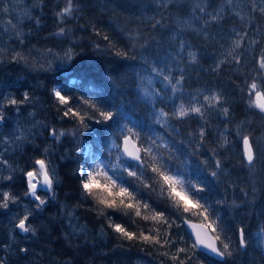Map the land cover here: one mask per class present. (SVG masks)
Wrapping results in <instances>:
<instances>
[{"label": "trees", "instance_id": "16d2710c", "mask_svg": "<svg viewBox=\"0 0 264 264\" xmlns=\"http://www.w3.org/2000/svg\"><path fill=\"white\" fill-rule=\"evenodd\" d=\"M117 1L109 2L103 9H99L89 0H73L80 9L78 21L73 16H65L61 19L58 17L57 13L66 6L67 0H35L37 7L45 3L42 6L45 12L44 21L37 27L32 23L28 27V32L32 31V38L39 37V40L54 38L77 48V54L73 59L72 73L68 76L55 74L47 79L49 110L45 113L44 118L49 127L58 133H64L57 144L59 172L63 177V185L59 188L60 196L75 205L84 218L90 223L93 222L91 224L94 227L105 228L108 233L107 244H103L100 248L85 247L84 251L79 242L71 237L67 240L69 246H65L60 238L61 233L55 230L52 236L53 238L59 236V240L50 243L54 247L52 254L58 259H70L72 264H96L98 261L109 260L122 252L148 257L157 264H179V260H184L185 264H264V234L260 232V229L264 228L263 225L261 226V222L264 220V200L260 207L256 206L253 209L247 219L230 214L225 209V198L218 196L224 193V189L211 179L209 174H205V168H207L205 164L201 167L200 163L206 158L212 162L209 154L207 151L205 154L196 152V147L200 150H208V147L214 149L213 135H217L216 133H218L217 136L221 135V138L226 137L227 142H233L235 136L233 128L236 126H233L232 121L237 120L233 118L239 115L237 105L241 108L243 104L241 101L235 104V99L231 100L230 97L243 98L238 92L241 89L247 90L248 83L242 84L241 79L234 74L236 78L232 91L221 84L215 88H208L206 95L219 94L222 103L217 108L206 110L204 119L207 117V122H211L214 117L215 120L220 118L222 115L220 108L227 107L228 115L233 120L219 126L220 131H217V127L214 126L207 128V131L205 129V135L201 139L198 127L202 119L199 116L193 114L183 119L171 116L179 105L184 104L187 107L190 103L195 102L193 97H196L199 103H204L203 97L195 93L197 86L190 85L180 73L173 75L167 64L168 57L153 55L151 50L149 53L144 42L146 39L149 43L147 34L153 31H160L168 39L174 36L180 37V34L174 33L172 22L187 12V10H181V8H185V5L163 6L153 21L146 19L141 21L138 18L132 19V14L129 16L127 9ZM221 1L213 0V6ZM142 2L144 3L145 0ZM202 14V17L208 16L206 11ZM61 28L64 29L63 33L60 32ZM248 30L250 33L251 30ZM51 34H55V37H51ZM132 35H134L133 39H131ZM257 37L262 38V36ZM206 44L204 43V45ZM139 45L142 47L140 48ZM120 53H124V55ZM153 69L157 71H153ZM223 72L224 69L220 66L213 75L218 77ZM23 74H27V70L18 64H0V80H10ZM165 75L171 78L173 84L180 76L184 78L178 86L179 91H171L169 97L165 93L168 88L172 90V87L164 79ZM54 86H57L61 94L68 98V105L59 103L53 92ZM169 101H172L174 106H171ZM91 105L96 107L93 108ZM67 107L79 112L83 121L81 122L78 117L72 115L65 116L64 112ZM100 111L112 112L113 118L104 121L100 116ZM161 111L168 113L167 118L160 116ZM164 123L175 124L180 136L167 133L163 127ZM129 129L131 132L128 131ZM126 134H130L143 149L151 147L156 152L159 147L166 145V147L178 151L177 155L174 154L177 158L176 161L171 162L165 157L163 161L171 170L181 174L186 182L190 181L205 189L200 193V197H203L200 203L210 206L209 214L211 219L216 220L219 225L218 233L221 240L231 241L235 248L231 253L234 252V255L228 256L225 262H218L217 259L193 247L192 237L184 231L178 219L187 216L201 221V218L191 213H184L182 209H178L174 205L166 192H162L159 178L148 166L153 162H147L144 152V166L142 167L124 160L125 164L137 173L136 177L129 176V172L120 166L115 168V172L111 173L110 177L115 178L113 180L116 184L132 192L141 204L149 205L153 201L157 206V209L150 208V210L141 208L142 214L151 216V210L162 212L168 223H157L151 219L144 220L135 216L133 210L103 208L97 204L93 197L84 193L81 187L80 163L86 162L91 167L89 160H98L103 164L105 170L106 168L112 170L113 149L110 146L113 141L118 142ZM188 137H190L189 139L194 138V142H185ZM87 145L92 151L90 159L82 158ZM187 147L190 156L186 154ZM239 158V161L243 162L241 154ZM222 159H226L224 153ZM196 160H200L198 164L194 162ZM155 180L160 182L159 187ZM101 183L103 184V180ZM152 187L159 191L158 195L146 194L145 191ZM164 209H168L169 212H164ZM110 222L120 224L137 235L140 232L145 235H157L158 230L161 243L152 244L145 243L140 239L123 238L109 227ZM239 228L254 230L253 239L250 236L251 230H245L246 249H242L239 245ZM165 239L170 241L166 245L163 243ZM179 248L186 249V252L179 253V260L173 261L171 257L177 254Z\"/></svg>", "mask_w": 264, "mask_h": 264}, {"label": "rangeland", "instance_id": "374dc122", "mask_svg": "<svg viewBox=\"0 0 264 264\" xmlns=\"http://www.w3.org/2000/svg\"><path fill=\"white\" fill-rule=\"evenodd\" d=\"M95 1L96 3H105V0ZM181 4L185 5V8H181V10H187V12L172 22L174 33L183 35L182 37L190 40L193 37L192 40H194L195 45L192 42H184V45L188 46L186 53H177L171 59L167 58V64L171 72H178L179 62L187 61L191 50L202 47L204 43L214 46L218 44L221 52L226 55V63L228 64L227 61H229L234 65H238L234 68V71H236L234 74L238 78L246 77L247 83L255 79L261 85V90L264 91V73L259 72L257 63L259 58L264 55V14L259 10L264 7V3L261 0H255L256 10L253 11L252 0H232L231 4H228L227 0H222L216 6H213V0H145L144 3L142 0H136L129 9H131L134 19L144 17L147 21H153L156 15L159 14L158 11L161 7H178ZM198 4L205 8L207 17H202L203 14L197 8ZM135 5H138V7ZM42 6H44V3L38 7L40 14L37 24H40L39 20L44 17ZM78 10V5L73 2V12L70 16H74ZM154 12L155 15H153ZM217 12H220L222 18L227 17L224 26L210 19L211 15H215ZM34 17V7L30 0H0V64L14 63L27 70V75L14 77L10 80H0V104L3 105L4 115V121L0 123V177L12 176L11 180L0 179V192L6 191L19 198L16 204L9 203L8 209H0V261L3 264H72L70 259H58L52 254L54 247L50 243L59 240V236L56 238L52 236L55 230L62 234H60V238L65 246H69L67 240L71 237L79 242L84 251L85 247L91 249L96 246V248H100L103 244H107L108 233L105 228L94 227L91 224L93 222L90 223L84 218L75 205L60 196L57 144L62 136L59 139L55 138L51 134L54 129L48 126L44 118L45 113L49 110L46 83L47 79L55 72L70 73L69 68L74 51L69 43L62 40L32 38V31L28 32V24ZM248 29L251 30L250 33ZM245 33L247 35H244ZM257 36H262V38L259 40ZM51 37H55V34H51ZM241 37L243 39L240 47L234 48L233 42ZM133 38L134 35H132ZM69 50L71 51V59L66 56ZM230 51L232 52L231 56L228 55ZM17 53L23 58L13 59ZM233 56L238 57V60L233 59ZM219 67V64L214 66L215 73ZM167 90L165 95L168 94L169 97L172 90L169 88ZM25 93L28 94L29 99L23 104L16 106L6 104L8 98L22 100ZM238 93L243 98L239 96L230 98L231 100L235 99V104L240 101L243 104L241 108L237 105L239 115L233 118H241V120L230 119L229 115L224 116L223 119L222 114L216 120L214 117L211 122H207V117L203 118L198 127L199 130L203 128L207 131V128L214 126L217 127V131H220L219 126L233 120V126H236L233 128L235 129L233 131L235 134L233 142L230 141L231 143L227 142V144H220L219 148L216 147L219 142H222L221 135L217 136L218 133H216L217 135H213L215 148L208 147V150H201L200 153L205 154L207 151L209 154L212 162L207 158L202 160V162L208 163V165L204 163L207 167L205 168V174H209L211 179L219 183L224 189V193L234 192L233 185L235 183L246 182L247 188L251 189L254 196L244 197L241 204H247L246 207L250 216L253 209L256 206L260 207L262 202L255 195L264 194V113L249 106L248 89H241ZM163 127L167 133H178V128L173 123H164ZM243 136L249 137L256 155L254 168L251 170L244 159L242 151ZM189 138L185 142H194V138ZM120 146V140L118 142L113 141L110 146L113 149L112 157L110 156L113 171L107 168L105 170L103 164L98 160H89L91 167L86 162H83L81 166L89 171L106 172L108 176L115 172V168L118 166L131 172V168L124 162L125 156L120 152ZM85 150L90 151V146L87 145ZM141 150L143 153V148ZM199 150L196 147V152H199ZM152 152L158 161L166 166L168 172L185 180L181 174L171 170L163 161L164 157L171 162L176 161L175 155L178 152L176 149L159 147L158 151L155 152L152 149ZM223 153L226 155V159H222ZM186 154L189 155L188 147L186 148ZM240 154L243 156V162L239 161ZM37 159L46 161L50 174L54 177L51 191L45 189L37 193L42 198H46L47 201L40 209L35 207L38 202L34 201L32 197L24 195L27 191L25 173L30 169H38L39 166L34 163ZM145 159L147 162H153L149 156H146ZM4 161H7V163L5 164ZM217 161H220L219 168L216 166ZM196 168L198 169V165ZM213 171L217 173L215 177L211 175ZM111 178L115 179L114 177ZM234 196L238 198V195ZM234 196L231 195L233 201ZM225 200V209L233 215L231 209L233 201L232 203L227 202L226 197ZM26 212L32 213L28 223L35 229V235L20 233L19 229L15 228L18 219ZM263 224L264 220H262L261 226ZM21 249H27V251H21ZM96 264L157 263L145 256L120 253L111 260H101Z\"/></svg>", "mask_w": 264, "mask_h": 264}, {"label": "snow or ice", "instance_id": "6c2138e0", "mask_svg": "<svg viewBox=\"0 0 264 264\" xmlns=\"http://www.w3.org/2000/svg\"><path fill=\"white\" fill-rule=\"evenodd\" d=\"M228 4L232 3V0H227ZM264 3V0H261ZM253 3V11H255V0H252ZM198 10L201 13L205 12V8L201 7L199 4L197 5ZM6 10V9H5ZM260 12L264 14V7H261ZM73 12V0H67L66 6L61 9L57 15L59 17L70 16ZM238 15V13H237ZM221 18L220 12H217L215 15H211L210 19L212 21H218ZM207 22V21H206ZM60 32L63 33L64 29L61 28ZM239 35V34H238ZM244 35H247L246 33ZM240 39L234 41V48H239L241 45ZM255 43V41H253ZM180 47L183 49L184 42H180ZM124 55V53H120ZM189 57L192 62H196L197 57L195 53L189 52ZM228 55H232L230 51ZM66 56L71 59V51L69 50L66 53ZM20 57V54L17 53L13 59ZM233 59L238 60V57L233 56ZM259 66V72L264 73V55H262L259 60L257 61ZM153 71H157L153 69ZM164 79L171 85L172 91L177 92L179 91L178 86L183 81V76H180L176 79L175 83H172L171 78L168 75L164 76ZM55 97L58 99L61 105H68L69 100L67 97L61 94L60 91L53 89ZM248 95L249 99V106L259 109L261 113H264V91L261 90V85H259L255 79L252 82L248 83ZM29 99L28 94H24V98L22 100H17L14 98H8L6 100L7 105L16 106L19 104H23L25 101ZM193 101L189 104V106L185 107L184 104L179 105L176 110L172 113V116L177 119H183L190 115L199 116L201 119L204 118L206 110L217 108L222 103V98L219 94L213 93L212 95H204L203 101L204 103H199L196 97H193ZM87 103V102H86ZM91 107L95 108V105H91ZM18 110V109H17ZM220 111L224 116H228L229 109L227 107H221ZM65 116L72 115L78 117L81 122L83 121V117L80 116L79 112L73 111L71 107H67V110L64 112ZM100 116L103 118L104 121L111 120L113 118V113L110 111H100ZM160 116L163 118H167L168 113L163 111L160 112ZM4 115H3V105L0 104V123H3ZM131 132V129L128 130ZM55 138L59 139L60 136L64 135L63 132L57 133L55 130H52L51 133ZM201 139H203L205 132L204 129L201 128L199 133ZM19 138V137H17ZM243 145H244V158L247 162V165L250 167V170L254 168V161L256 160V155L254 152L253 144L250 142L248 136H243ZM130 142V137L126 136L124 139L125 145ZM222 143H227V138L222 137ZM166 147V145H164ZM47 151V150H45ZM125 153L130 156L133 160L141 161V156L139 155L141 149L136 148L135 151H129L127 147L124 149ZM143 152L146 156L151 157L153 161L152 164L148 165L151 167L153 173L157 175L159 181L161 182V189L162 192H166L168 198L174 203V205L178 209H182L184 213H191L192 215H196L201 218L200 225H191L193 229L199 228V231H196V241L193 244L195 248L197 245L202 246L205 249L210 250L212 253H215L216 256L224 258L226 256H231L230 245L227 242L221 240V237L218 233L219 225L216 220H212L209 214V205L200 203V200L203 197H200V193L204 192V188L200 187L199 185L193 184L190 181H185L181 179L178 175L172 174L167 171L166 166L161 164L157 157L153 154L151 147L144 148ZM6 164L7 161H4ZM35 165H38V169L34 168L31 171H27L25 173L27 177V191L24 193L25 196H30L33 198L36 203L35 207L40 209L43 205L46 204V198H42L40 195L37 194V186L41 184L44 186L48 191L52 190V186L54 183V177L50 174L49 166L44 159H37L35 160ZM217 168L220 167V161L216 162ZM129 176L136 177L137 173L135 171H131L128 173ZM80 175L81 179V187L88 196L93 197L97 204L103 206V208L108 209H117V208H124L128 210H133L135 216L141 217L144 220L151 219L157 223H168L167 218L164 216L162 212H155L152 211V215H144L142 214L141 208L145 210H150V206L147 203L141 204L139 201L136 200V197L132 192H130L127 188L116 184V182L107 175L106 172L103 171H89L81 166ZM213 177L217 175L215 171L211 173ZM0 179H7L11 180L12 176L9 175L7 177H0ZM103 180V184L101 183ZM18 197L10 194L9 192H0V209H8L9 203L16 204L18 202ZM198 209V211H197ZM32 215L31 212H26L21 218L18 219V222L15 224V228H18L22 233H32L35 235V229L28 223L30 216ZM171 226V225H169ZM109 227H111L116 233H119L123 238L128 240H135L140 239L145 243H152V244H160L161 240L159 238V233L157 230V235H145L143 232H140L139 235L134 232L128 231L125 227L120 224L109 223ZM260 232L264 234V228L260 229ZM214 234V235H210ZM239 233V245L241 248L247 246V238L245 236V229L240 228L238 229ZM170 241L165 239L163 243L166 245ZM219 243V247H218ZM21 251H27V249H21ZM186 252V249L179 248L177 249V254L172 255L171 259L173 261L179 260V253ZM167 255V253H164ZM0 264H3L0 261ZM179 264H185L184 260H179Z\"/></svg>", "mask_w": 264, "mask_h": 264}, {"label": "bare ground", "instance_id": "6f19581e", "mask_svg": "<svg viewBox=\"0 0 264 264\" xmlns=\"http://www.w3.org/2000/svg\"><path fill=\"white\" fill-rule=\"evenodd\" d=\"M89 1H90L91 4L97 5L99 7V9H103V7L107 3H109V2L112 3L115 0H105V3H96L95 0H89ZM134 1H136V0H120V1L118 0L117 2H119L120 5L124 6L127 9V11H128L129 16H131L132 12H131V9H129V7L132 5V3H134ZM30 3L33 4L34 12H35V17L33 18V20L30 23H32L34 26L37 27L40 24H42V22L44 21L43 18L45 17V12L43 11L44 12V17H42L39 20L40 24H37L36 22L38 21V16L40 14L39 13L40 9L38 8L39 6L37 7V4H36L35 0H30ZM44 5H45V3H44ZM135 6L138 7V5H135ZM79 10L73 16L78 21H79V16H80ZM131 18L134 19V16L132 15ZM231 18L233 19V17H231ZM140 20L141 21L145 20V18L141 17ZM226 22H227V17H224V18L221 17L217 21V23L221 24L222 26H224ZM150 34H152V35H150ZM150 34H147V35H149V43H147V40L143 38L144 42L146 43V45L148 47L147 51L150 53L149 50H151V53H153V55L154 54L155 55H166V57H168L170 59H171L172 56L176 55L177 53L184 54V52L186 53L188 51V49H187L188 46L186 44L184 45L183 49H181V47H180V42L181 41L189 42V43L192 42L194 44V40H192L193 37L191 38V40L189 38L179 37V36L170 37L168 39V38L164 37L160 33V31H153ZM131 39H128V40H131ZM258 39L260 40L261 37H258ZM145 43H144V45H145ZM71 47H72V49L74 51V55L76 56L77 48H75L73 45ZM139 47L141 48L142 45H139ZM191 49H192V47H191ZM191 52L196 54V57H197L196 62H192L190 60V57H189V59L187 61H180L179 64H178V70H177L178 72L177 73H172L173 75H177L178 73H180V74H182L184 76V78L186 79V81L190 85L197 86L195 88V90H196L195 93L198 96H200V97H203L204 95L207 94V92L209 90L208 89L209 87H214L215 88L217 86H220V84L222 86L226 87L229 91H232L234 89V83H235V78H236L235 77L236 74L234 75V73H236V71H234V68H235V66H238V65L237 64L234 65V64H232L229 61H227L228 64L226 63V61H225V60H227L226 59V55L221 52L220 48L218 47V44H215V46H214L212 44H208L207 43L206 45H202V47H200V48H196L195 50H191ZM73 59H74V56H73ZM73 59H72V62H71V66L69 68V71H70L69 74H65L63 72H55V73H53V75H55V74H58V75L60 74L62 76L70 75L72 73ZM218 64L221 66L222 69H224V72H223V74H221V75H219L217 77L216 75H213V74H215L214 66H216ZM23 75H27V74H23ZM23 75H21V76H23ZM21 76H18V77H21ZM240 79H241V83L242 84L247 83L246 82L247 81L246 77L245 78L240 77ZM1 81H3V80H1ZM46 86H47L46 93H47V99H48V84L47 83H46ZM53 89L58 90V87L54 86ZM175 102H177V101H175ZM169 103H170L171 106H174V103L172 101H169ZM237 120L239 121V120H241V118H238ZM144 127L147 128L146 126H144ZM126 135H128V134H126ZM126 135H123L120 138V144H121V139L124 136H126ZM177 135L180 136V132H178ZM220 144L223 145V144H227V143H222V142L220 143L219 142V144H217L216 147L219 148ZM200 151L201 150H199L198 153H200ZM91 154H92L91 150L88 151V152L86 150H84V152L82 154V158H89L90 159L91 158ZM199 161L200 160H196L194 162L195 163L197 162V164H198ZM204 163L208 165V163H206L205 161L201 162L200 164L204 165ZM81 164L82 163H80V165H79V170H80ZM191 164L194 165L192 162H191ZM31 170H33V169H30L29 171H31ZM59 171H60V166H59ZM25 181H27L26 175H25ZM155 181H157V180H155ZM157 182H158V187H159V183L160 182L159 181H157ZM38 185L42 186L41 184H38ZM62 185H63V177H62L61 173H59V184H58L59 188ZM45 189L46 188L42 187V188H40V191L41 190H45ZM233 191L234 192H232V193H229V192L221 193L218 196L222 197V198L226 197L227 198V202L232 203L233 200L231 198V195L232 196L238 195V198L234 196V201L232 203V208L231 209H232L233 213L236 216L239 215V216L250 217L248 209L246 207L247 204H244V205L241 204L242 203L241 200L244 199V197H246V196H249V197L254 196V195H252L251 189L249 190L247 188V185H246L245 181H241V182L235 183L233 185ZM145 192L148 195H158L159 194V191H157L153 187L151 189L145 191ZM255 196L259 200H264L263 194H257ZM149 206H150L151 209H157V206L154 204L153 201L149 203ZM164 210H165L164 212L168 211V209H164ZM245 219H247V218H245ZM60 222L64 223L63 221H60ZM178 222H179V224L181 223V226L184 229V231L187 232L192 237V235L190 234L191 232L187 229L186 225H188V224L189 225L199 224L202 221H199L197 219H193L191 217L184 216L183 218L178 219ZM263 226H264V224H263ZM245 230L246 231H250L251 228L245 229ZM253 231L254 230H251V232H250V236H251L252 239L254 238L253 237ZM258 234H259V231H258ZM212 235H214V234H212ZM192 239H193V237H192ZM193 242H194V239H193ZM225 242L229 243L230 251L235 250V248L233 247L231 241L225 240ZM196 248H197V246H196ZM244 248L246 249V247H244ZM199 251H201V250H199ZM122 253H126V252H122ZM232 255H234V252L231 254V256ZM116 256H114V257H116ZM114 257H112V258H114ZM210 257H212V256H210ZM212 258H214V257H212ZM227 258H228V256L224 257L222 260H218L217 259V261L218 262H225L227 260ZM111 259H109V260H111ZM214 259H216V258H214Z\"/></svg>", "mask_w": 264, "mask_h": 264}, {"label": "water", "instance_id": "95a60500", "mask_svg": "<svg viewBox=\"0 0 264 264\" xmlns=\"http://www.w3.org/2000/svg\"><path fill=\"white\" fill-rule=\"evenodd\" d=\"M126 136H128V137H130V142L127 144V145H125V143H124V139H125V137ZM126 136H124L122 139H121V151H122V153L125 155V157L127 158V160L128 161H132V162H134V163H136L137 165H139V166H142L143 165V162H142V158H141V161H136V160H133L130 156H128L126 153H125V151H124V149H125V147H127L128 148V150L129 151H135V149L136 148H139V146L137 145V143L133 140V138L131 137V135H126ZM140 149V148H139ZM242 149H243V152H244V145H243V141H242ZM139 155L141 156L142 155V152L140 151V153H139ZM27 182V181H26ZM45 188L44 186H37V190L39 189V188ZM201 223H199V224H194V225H200ZM187 226V229L191 232L190 234L192 235V237H193V239H194V242L196 241V231H199L200 229L199 228H197V229H193V227L191 226V225H186ZM20 231V230H19ZM20 233H22L21 231H20ZM210 235H212L211 233H210ZM197 248L199 249V250H201L202 252H204L205 254H207V255H209V256H212V257H214V258H216V259H218V260H222L223 258H221V257H218V256H216V254L215 253H212L210 250H208V249H205V248H203L202 246H199V245H197ZM242 249H244V248H242Z\"/></svg>", "mask_w": 264, "mask_h": 264}]
</instances>
